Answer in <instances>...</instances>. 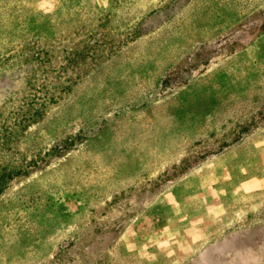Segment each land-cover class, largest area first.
Instances as JSON below:
<instances>
[{
  "label": "rangeland",
  "instance_id": "obj_1",
  "mask_svg": "<svg viewBox=\"0 0 264 264\" xmlns=\"http://www.w3.org/2000/svg\"><path fill=\"white\" fill-rule=\"evenodd\" d=\"M0 264H264V0H0Z\"/></svg>",
  "mask_w": 264,
  "mask_h": 264
},
{
  "label": "crops",
  "instance_id": "obj_2",
  "mask_svg": "<svg viewBox=\"0 0 264 264\" xmlns=\"http://www.w3.org/2000/svg\"><path fill=\"white\" fill-rule=\"evenodd\" d=\"M215 245H219V243H215ZM205 256H207V257H208L209 255H207V254H206Z\"/></svg>",
  "mask_w": 264,
  "mask_h": 264
}]
</instances>
